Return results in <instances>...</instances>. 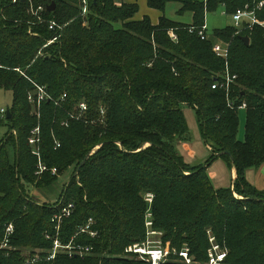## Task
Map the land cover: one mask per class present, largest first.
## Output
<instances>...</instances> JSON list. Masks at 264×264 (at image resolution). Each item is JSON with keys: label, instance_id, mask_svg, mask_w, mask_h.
I'll list each match as a JSON object with an SVG mask.
<instances>
[{"label": "trees", "instance_id": "trees-1", "mask_svg": "<svg viewBox=\"0 0 264 264\" xmlns=\"http://www.w3.org/2000/svg\"><path fill=\"white\" fill-rule=\"evenodd\" d=\"M169 1L182 3L179 12L192 11L193 23L162 14ZM260 1L147 0L162 12L155 23L149 15L137 18L138 0H89L86 15L82 0H0V88L13 94L11 117L7 111L0 119L9 129L0 144V240L13 223L17 248L10 255L0 251V264H149L122 257L129 244L146 238L147 193L154 195V228L164 244L178 250L187 245L204 262L210 231L228 250L226 264H264V189L246 175L264 164V28L237 33L228 26L216 29L214 38L199 35L207 12L224 6L233 14ZM39 6L43 10L36 13ZM258 16L264 19V6ZM51 20L58 24L54 30ZM216 41L228 45L227 59L215 53ZM227 71L236 75L229 91L213 88ZM36 85L46 86L52 97L41 104L39 117L28 100ZM83 101L87 116L76 119L70 113ZM242 103L244 140L238 137ZM187 107L215 156L235 167L231 186H214L207 169L215 157L195 165L177 149L190 138ZM36 127L40 140L32 145ZM40 162L48 169L38 174ZM71 167L55 204L31 200L27 185L48 187ZM70 203L59 240L93 251L85 257L58 252L47 260L54 217ZM89 218L98 236L76 235ZM36 249L42 257L27 263L24 250L32 257Z\"/></svg>", "mask_w": 264, "mask_h": 264}, {"label": "rangeland", "instance_id": "rangeland-1", "mask_svg": "<svg viewBox=\"0 0 264 264\" xmlns=\"http://www.w3.org/2000/svg\"><path fill=\"white\" fill-rule=\"evenodd\" d=\"M138 3H139L140 11L137 14V18H141L144 15H149L152 18L153 22L157 23L162 12H160L157 9L150 8L148 6L147 0H138ZM181 7H182L181 2L169 1L166 4L165 11L162 14H165L170 19L180 21V22L186 23V24H192L193 23L192 11L188 10V11H184V12H179ZM206 25L208 28V34L211 38H214L213 33L216 29H224L228 26L236 27L237 29L239 28L233 19V15L231 13H228L224 6L218 7V9L216 11H213V12L210 11V12L206 13ZM12 101H13L12 92L6 91V90L0 88V111H1V109L8 110V108L11 107V105H12ZM41 107L42 106L40 105L38 107H35V109H33V113L37 114L38 117H39V115H41V113H40ZM101 109L104 110V112H101V120H104L106 108L101 107ZM185 113L187 116V120L189 121L190 138H189V140L188 139L180 140L177 143V149L185 157V160L187 162H189L191 164H195V165L206 164L208 162V160L215 157V159H213L211 161L210 165L208 166L207 173L209 174V176H210L215 187L219 188L220 186H225L226 184H228L232 180L229 163L224 158H222L218 155L215 156L216 152H213V150L210 148V146L205 142V140L201 134V130H200V127H199V124L197 121L195 111L190 109L189 107H187V108H185ZM70 115H72L73 117H76V119H81L86 114L85 113L80 114L77 111V109L74 108V110L72 111V113H70ZM239 117H240V127H239L238 137H239V139L244 140L245 135H246V109L245 108L239 109ZM0 119H3V117H1V113H0ZM8 130L9 129H8L7 124L0 122V144H1L2 140L6 137ZM146 146H148V144L145 145V147ZM99 148H100V146H97L92 153L97 151ZM257 168L258 167H254L253 169H257ZM250 169H252V168H250ZM73 170L74 169L71 167L67 171H65L63 174H60L58 179L52 185H50L48 187L39 188V187H36L34 185H27V194L29 195L31 200L35 201L36 203L43 204V205L44 204H50L51 205L53 203L55 204V202L59 200L61 194L63 193V191L65 189L66 184L70 180ZM261 180L263 181V179H261ZM218 184H220V185H218ZM146 195H145V197H146ZM54 207L57 208L56 205H54ZM59 213H60V211L57 214H59ZM53 221H56L55 222L56 223V225H55L56 233L54 236V241H55V239H59V233L61 230L63 218L60 220L56 219ZM145 226H146V224H145ZM80 227L78 228L76 235H78ZM146 229H147V227H146ZM152 229L156 231L155 234H148V229H147L146 238L144 240L133 241L132 243L138 242V243L143 244V243H147L148 241H152V242L160 241V244L164 248H166L167 252H168L167 253V260L165 263L176 262V263H182V264H206L208 259L204 262L197 261L196 257L190 252V248L187 245H185L182 249H185V248L189 249V253H190V257L192 258V262L191 263L186 262L183 259V257L180 255V251L182 249L178 250L177 248L171 247L168 244H164V242H163L164 240L162 239L163 233L161 231H157L154 227ZM47 237H49V236H47ZM213 241L221 247V245L217 242L215 236L213 234H211V232L209 231V243H210L211 247H212ZM63 245L65 246V248L61 249L59 252H65L69 256L79 255L81 257H85L88 254L90 255V253L93 251V246H91V245H83V244L82 245H73L72 241L66 245L65 244H63ZM79 246H84V247H89V248L86 249L87 251H85L83 254H81ZM210 248L208 249V252H207L208 255H209ZM16 249H17L16 246L13 245L11 248V254L13 251H16ZM222 249H224L228 253V250L226 248H222ZM41 251H42V249H36L35 254L31 257L30 256L31 255L30 250H24L23 255L26 257V261L28 260L27 263L35 262L37 259L42 257ZM172 254H174V256H175L174 259L171 258ZM122 257H128V258L135 259V260L145 261L142 258H140L138 255L128 254V253H126V251L123 252ZM224 264H226V259L224 261Z\"/></svg>", "mask_w": 264, "mask_h": 264}, {"label": "built area", "instance_id": "built-area-1", "mask_svg": "<svg viewBox=\"0 0 264 264\" xmlns=\"http://www.w3.org/2000/svg\"><path fill=\"white\" fill-rule=\"evenodd\" d=\"M16 1V0H14ZM83 2V15H86L89 10V0H82ZM264 6V0L260 1L259 3H256L255 6H251L250 4H246L243 7H239L232 15L233 19L236 22L238 28V32L242 29L250 28L253 29L256 25H259L264 28V19H261L258 16V12L263 8ZM43 10V6H39L36 9V13L40 12ZM58 24L56 21L51 20L49 22V28L50 29H56ZM171 37L173 39H177L176 34L171 30L169 32ZM199 35L201 36L202 39H206L209 34H208V28L207 25H201L199 27ZM57 39L55 37L54 39L50 40L49 43L54 42ZM213 49L215 53L227 59L229 57V47L223 42L216 41L214 43ZM224 79L220 82H216L212 85L213 88H225L226 91H229L230 84L235 81L236 75H231L228 71L223 77ZM67 94H64L60 101L62 102L66 98ZM28 100L29 102L33 105V108L40 106L44 101L46 100H52V97L50 96L46 86L44 85H36V88L33 91H30L28 93ZM59 101V102H60ZM57 101V104H59ZM60 102V104H61ZM229 105L234 106V103L232 101H229ZM246 103H242L239 108H245ZM77 111L80 114H86L88 110V104L86 102H80V104L76 107ZM8 110L6 109H1L0 113L1 116H5ZM101 112H104L103 109H101ZM65 126L69 125V120H65L62 123ZM39 133H40V128L36 127L35 129L32 130V136L30 137L29 141L32 145H35L40 139H39ZM57 146H60V143H57ZM33 152L36 155H40L38 150H33ZM39 171L37 172L38 174L42 173L43 171L47 170L48 168L43 165L41 162L39 163ZM53 174L57 173V168H52L51 169ZM153 198L154 195L152 193H148L145 197L146 201L149 203V207L147 210L146 214V220L145 224L148 229V234H155L156 231L153 230L152 228L154 227V221L152 217V212H151V206L153 203ZM73 210V204L70 203L68 206L63 207L60 210V213L55 215V220H60L64 217H68L71 215ZM94 225V220L93 218H89L88 221L81 225L79 233H87L91 235L92 237H95L98 235V231L93 229ZM14 224L13 223H8L5 226V234L4 237L0 240V251H3L6 255L11 254V248H12V236L14 234ZM78 233V234H79ZM50 237V236H49ZM213 240V239H212ZM65 248V246L61 243L59 239H55L54 241V248L52 253L49 254L47 257V260H52L55 258L57 252H59L61 249ZM89 247H84V246H79L81 254H83L86 249ZM89 251V250H88ZM126 253L128 254H136L149 264H165L167 260V249L164 248L161 244L160 241L152 242L148 241L147 243H131L125 248ZM180 255L183 257V259L191 263L192 258L190 257L189 249L185 248L180 251ZM227 252L222 249L217 243L214 241L212 242V247L209 250V255H208V260L206 264H224V261L226 259Z\"/></svg>", "mask_w": 264, "mask_h": 264}, {"label": "crops", "instance_id": "crops-1", "mask_svg": "<svg viewBox=\"0 0 264 264\" xmlns=\"http://www.w3.org/2000/svg\"><path fill=\"white\" fill-rule=\"evenodd\" d=\"M188 123H189V121H188ZM230 172H231V179L232 180L228 184H226L225 186H231L234 182V179L237 177V171H236L235 167L230 166ZM246 175H247V178L249 179V181L252 184H254L258 189H264V164H262L257 169H253V168L250 169L249 168L246 172ZM261 179H263V181ZM218 185H220V184H218ZM225 186H220V187H225Z\"/></svg>", "mask_w": 264, "mask_h": 264}, {"label": "water", "instance_id": "water-1", "mask_svg": "<svg viewBox=\"0 0 264 264\" xmlns=\"http://www.w3.org/2000/svg\"><path fill=\"white\" fill-rule=\"evenodd\" d=\"M55 9V3H52V5H50L49 7H48V10H50V11H53ZM242 39H243V41L247 44V45H249L250 44V37L249 36H242ZM8 117H11V114H10V110H8ZM87 159V158H86ZM84 162H85V160L81 163V165L79 166V168H78V170H77V172H76V174L79 172V170H80V167L84 164Z\"/></svg>", "mask_w": 264, "mask_h": 264}]
</instances>
